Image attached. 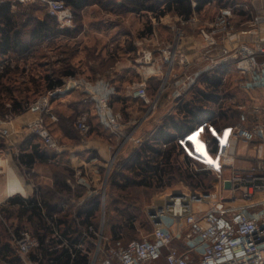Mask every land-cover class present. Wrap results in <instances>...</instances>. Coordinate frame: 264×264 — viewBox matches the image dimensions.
<instances>
[{
	"label": "built area",
	"instance_id": "obj_1",
	"mask_svg": "<svg viewBox=\"0 0 264 264\" xmlns=\"http://www.w3.org/2000/svg\"><path fill=\"white\" fill-rule=\"evenodd\" d=\"M7 4L13 7L19 5L42 8L47 15L57 20L60 28L76 27L75 13L64 0H0V46L1 10ZM197 5L198 2L193 0V7L196 8ZM262 7L263 9H258L259 15L254 23L239 31L234 26L236 6L220 8L216 17L208 25L201 27L197 35L188 33V48L183 47L182 38L178 37L160 50L161 60L169 64L170 68L178 64L188 67V93L203 77L225 68H233L241 76L239 87L246 94L257 90L264 93V4ZM181 18L187 20L185 17ZM190 22L199 23L196 19H188V23ZM155 52H142L139 63L143 69L145 66L150 69L140 71L141 80L128 88L129 96L141 100L149 109L157 108L148 96L147 85L149 79L152 76L158 77L160 71ZM0 57L3 56L0 54ZM10 63L8 58L0 59V69ZM73 90L83 91L93 104V108L82 112L75 122V127L82 136L87 137L91 132L93 116L113 138L123 143L131 142L135 149L140 148L142 138L134 136L135 128L140 125L139 121L133 122L132 126L136 127L130 130V123L125 122L122 114L111 107V100L115 95V87L111 81L102 78L91 82L77 74L31 105L26 112L31 116L23 124L18 123L23 115L13 114L8 105L5 116H0V139L5 141L9 155L16 153L18 146L30 137H37L52 154L64 153L65 149L58 136L50 129L47 117L53 122L58 121L51 113V101L60 93ZM232 135L234 144L229 140L221 145L217 152V162L208 166V170L218 173L217 188L206 192L167 194L163 204H153L149 208V221L153 227L142 238L125 243L121 238L106 237L104 213L101 209L100 226L83 227L80 239L82 242L76 246L78 251L88 257V264H264V108L255 105L252 110L244 111ZM239 141L255 146L251 166L240 168L232 165V162L222 164L225 159L235 161V143ZM112 166L113 163L108 162L103 168L110 170ZM223 166H230L228 176L222 175ZM2 172L0 164V175ZM87 176L86 168L76 167V181L73 185H85ZM226 182L232 183L231 189L225 187ZM17 194H9L5 199H0V207ZM92 197L88 193L77 202L70 203L74 207L72 211L78 223H81L78 218L79 209ZM101 202L104 205L105 199ZM70 204L63 203L61 211L52 217L44 212L51 227L52 238L60 241L61 246L67 247L69 242L62 236L58 220ZM8 232L10 242L23 262L40 264L39 261L30 259L32 252L41 247L40 239L25 229L8 228ZM88 241L92 243L91 248L85 247L84 243Z\"/></svg>",
	"mask_w": 264,
	"mask_h": 264
},
{
	"label": "rangeland",
	"instance_id": "obj_2",
	"mask_svg": "<svg viewBox=\"0 0 264 264\" xmlns=\"http://www.w3.org/2000/svg\"><path fill=\"white\" fill-rule=\"evenodd\" d=\"M98 1L100 3L97 5H90L85 8L86 21L88 24H93L98 23L97 21H102L103 18L106 17L107 25L118 27L116 31H122L123 34H117L119 36V41L116 40V38H118L117 36H113L114 47L119 48L121 45H126L128 47V45H131L133 41H137V37L144 32L145 42L141 49L143 51H156L154 56L159 59V63L157 64V67L160 68L159 75L158 77L152 76L147 85L148 96L151 102L156 104L157 108L145 111L143 114L144 116L149 118L154 115V119L152 118L150 120L151 122L149 121L150 123L148 122L144 127H142L138 135H134L136 138H142V145L146 141H150V144L156 145L154 140L157 139L160 128L164 124L170 123L172 119L181 120L182 115L179 114V109L184 107L190 97V95L188 96V67L186 68L178 64L170 68L169 64L164 63L161 60L160 55V50L164 49L169 44H172L178 37L182 38L183 47L188 48V19L185 20L180 18L177 14L169 13L164 16L163 19L161 18L158 20L155 18L154 13L152 14L146 12L141 14L140 17L130 16V19H128L125 18L124 14L131 12L133 7L129 0ZM227 1L230 0H212L211 4H202L201 9H199V17L203 20L212 21L216 17L220 8L224 7ZM242 1H245L248 4V7L252 10V12L250 13V10L245 12L243 8H239L238 10L235 9L234 26L238 31L243 28L250 27L259 15L258 9L260 7L263 9V5L259 2L256 4L254 2L255 0H238L239 3ZM10 7L15 13L16 22L20 25V27L22 26L23 30L25 24L28 23L29 19H31L30 17L34 16L43 18L47 16L44 9L36 6H34L36 8L31 9L29 7L19 5L16 7L10 5ZM91 12L93 13V17L91 16ZM78 20L79 18L77 17V21ZM26 32L27 31H25V33ZM123 36L125 38L121 40ZM119 49H121V47ZM118 57L120 59V55ZM111 61H113L115 65V61ZM176 63H178V60ZM139 66V71L150 69L149 66H145L144 69L141 65ZM27 67L29 69V66ZM225 69L220 70L224 72L221 73L222 85L208 87L206 82L202 86L203 90L215 94L216 99L214 102H203L205 108L203 112L206 117H203L199 123L198 121L195 122V131L185 140H188V146H186V149L184 151L177 150L174 152L173 159L176 171L173 174L174 177L172 178L171 185L165 186L162 189L127 187L123 190L117 188L114 186V181L117 180V182L119 181V183L124 186L127 185V181L115 178L114 171L122 167L123 161L120 159H123L125 156V154L120 155L117 159L118 152L116 153L115 151H113L115 153H113V156L111 157L110 162L113 163V166L110 170L102 168L103 170L100 169L97 172L96 169L91 170L89 168L88 176L85 182L86 184L80 186L81 189L79 192L84 194L83 196L91 193L93 195L92 199L95 198L100 202L105 199V202H103L104 205H102L101 202V207L97 214L101 218V209H103L106 237L115 239L114 229L117 228L121 239L125 243L142 238L147 235L153 227L149 221V208L153 204H163L167 194L175 192L188 193L191 191L206 192L217 188L218 173L216 171L208 170V166H213L218 160L214 153L215 146L218 145L219 149L221 145L228 143L229 140L232 144L234 141V135H232V133L239 125L241 115L244 111L248 112L252 110L255 105L264 107V93L262 91L257 90L251 94H246L239 87L241 76L235 71L231 70V72ZM97 70L102 72L104 69L98 67ZM79 74L85 77L83 73ZM100 75L105 76V74ZM102 78L105 77H101L100 79ZM131 79L132 84L140 81L141 76L137 78L133 75L131 76ZM197 86L198 85H196V87ZM196 87L194 89H196ZM111 107L114 111L116 110L112 105V100ZM240 107L242 109H239ZM87 110L90 111V109ZM6 113L7 111H0V116H5ZM117 113H121L124 121L130 123V128L132 130V123L138 121V118H132L131 115L126 118L122 111ZM79 114L80 113H78L77 116H79ZM77 118L78 117H76L75 122ZM143 122H145L144 119L143 121H140L139 124ZM171 131L173 133L177 132H174L173 130ZM77 132L78 131L75 127V132L70 130L69 134L73 137L81 138ZM90 134L91 132L88 136ZM99 135L106 139L113 138L105 131L99 132ZM220 137L221 140L225 142H222ZM161 141L163 149H170L173 146L171 142H167L163 139ZM235 146L237 152L235 161L225 159L222 164H229L232 162V165L242 168L243 165H248V161H243L246 159H243L242 156L244 154L253 156L255 146L253 144H245L243 141L235 143ZM9 156L5 141L0 139V163L3 170L0 175L1 200L5 199L7 195H9L7 182L10 177L9 174H11L9 173L10 171L16 174L22 185V177L25 179H32L33 176L30 172L26 171V169L19 166L15 154H13L12 160ZM186 156H188L191 160L189 161ZM6 159H9V162H6ZM229 167L223 166V176L229 175ZM63 172L64 175H69L70 170L66 168ZM63 172L61 173L62 175ZM193 174L199 175L198 177H193ZM74 180L76 181V178ZM29 183L31 182L29 181L28 184ZM24 188L25 187L23 185V190ZM21 195L24 196V194L21 193L15 196L21 197ZM84 244L87 248L92 247L91 241ZM0 264H4V262L0 261Z\"/></svg>",
	"mask_w": 264,
	"mask_h": 264
},
{
	"label": "trees",
	"instance_id": "obj_3",
	"mask_svg": "<svg viewBox=\"0 0 264 264\" xmlns=\"http://www.w3.org/2000/svg\"><path fill=\"white\" fill-rule=\"evenodd\" d=\"M69 5L74 13L75 18L79 12L90 5H97L98 0H64ZM132 7L131 12L147 11L154 13L158 19L166 16L169 13H174L179 16L191 17L193 14V0H129ZM198 7L201 9L202 4L207 5L212 0H196ZM110 4V2H109ZM227 1L224 6H229ZM36 8V7H29ZM162 8V9H161ZM26 16V15H25ZM28 23L25 24L24 30L22 26L16 22L15 13L11 10L9 4L4 5L1 10V33L2 41L0 46V54L3 57L10 59V64L0 69V111H8V105L13 114L22 115L27 112L31 105H33L40 97L39 94L42 89L41 83L37 79H32L28 72L27 64L23 58L32 52V46L29 42L34 39L49 36L55 29L60 26L55 18L47 15L46 17H30ZM48 28V29H46ZM60 29V28H59ZM25 31H27L25 33ZM30 37V38H28ZM17 55V56H16ZM11 57V58H10ZM15 57L16 60L13 59ZM22 58V59H20ZM13 59V60H12ZM223 71L215 72L201 82L196 87L194 92L190 95L188 102L182 109H179V114L182 115L181 120L172 119L170 123L164 124L154 141L156 145L150 144L146 141L140 148L135 149V154L129 162H123L120 169L115 170V178L118 180L127 181V185L120 184L119 181H114V186L125 190L127 187H142V188H159L171 185L173 174L176 171L173 155L175 151H184L188 146V138L194 131L195 122L205 117L203 110V102H214L216 95L202 89L204 83L208 87L214 85H222ZM62 77H72L79 73L72 70L59 71ZM224 73V72H223ZM26 74L27 78H26ZM32 79L29 81L28 79ZM29 82L26 83L25 80ZM207 80V81H206ZM45 86L49 91L55 90L64 84L63 78L54 79L51 76L45 78ZM31 83V86H28ZM44 86V85H43ZM30 91L33 94H30ZM93 108V107H92ZM91 108V109H92ZM90 109V110H91ZM89 111V110H87ZM84 112L81 111L80 114ZM79 114V115H80ZM49 125V124H48ZM54 133L53 129L49 125ZM93 129V126H92ZM173 130L176 133H173ZM92 132V130H91ZM79 133V132H77ZM81 138H85L80 133ZM171 142L173 146L170 149L162 148V141ZM149 140V139H148ZM31 143L33 153L19 156L15 154L17 160L32 167L35 164V156L42 157L51 153L48 151L43 143L37 137H30L26 143ZM34 141H39L34 143ZM153 141V140H151ZM185 141V143H184ZM33 142V143H32ZM218 142V141H217ZM190 144V143H189ZM19 148V146H18ZM20 149V148H19ZM218 152V145L215 146L214 153ZM52 154V153H51ZM190 161L191 159L186 156ZM199 174H193V177H198ZM59 188L62 190L61 198L58 201L52 202L47 200L46 196L36 193L35 196L25 199L17 196L11 199V202L21 205L18 216H25V221L19 224L17 230H28L37 236L41 241V247L32 252L30 259L32 261H39L40 264H88L89 260L86 255L76 248L82 241L83 227L94 225L100 226V217L97 214L101 207V202L95 198L88 201L82 208L79 209L78 218L81 223L77 222L73 215L74 207L70 204L73 198L80 199L84 194L79 190L74 196L70 191V187L66 182H60ZM47 201L50 204H47ZM68 202L69 208L65 213L59 216L58 225L62 236L69 242V246H61V242L52 238L51 227L44 215L48 217L54 216L61 211L63 203ZM99 225V226H98ZM5 236L0 237V261L4 264H25L19 257L17 249L11 244L8 228H5ZM115 239L121 238L117 228L114 229ZM61 246L60 248H57ZM75 255V257H73Z\"/></svg>",
	"mask_w": 264,
	"mask_h": 264
},
{
	"label": "crops",
	"instance_id": "obj_4",
	"mask_svg": "<svg viewBox=\"0 0 264 264\" xmlns=\"http://www.w3.org/2000/svg\"><path fill=\"white\" fill-rule=\"evenodd\" d=\"M228 2L230 5L234 4L237 10L239 8H243L245 12L250 10L245 1L239 3L238 0H230ZM254 2L256 4L258 2L261 3V5L264 4L262 0H255ZM208 4H211V2ZM196 8L193 9V14L191 17H188V19H196L199 23H188V33H194L197 35L200 31L199 29L208 25L211 20L201 19L199 17V10ZM145 12L152 13L147 11H137L128 12L124 14V16L125 18L130 19V16L140 17L141 14H144ZM249 12L251 13L252 10ZM92 14L93 13L91 12V16ZM77 17L79 20L77 21V18L75 19V28L62 29L59 27L60 29H55L49 36L34 39L29 42L32 46V52L25 58H20L26 62L27 66H29L28 72L31 75L30 77H32V79H37V82L42 85L41 92L36 94V96L42 97L47 94L46 92L48 89L45 86V78L47 76H51L53 79L54 77L57 79L63 78L64 82L70 78L68 76L62 77L59 71L62 72L65 70H72L76 73H83L89 81H97L101 77H109L108 79L115 87V95L112 97V105L116 109L115 111H122L126 118L130 115L132 118H138L139 122L144 119L145 122L140 124L141 127L140 125L137 128H135L136 125L133 127L135 128V135H138L141 128L144 127L152 118L154 119V115L149 118H146V116L143 115L146 110H149V107L144 102L134 99L128 94V88L132 82L131 76L134 75L137 78L141 76L139 71V60L143 52L141 48L144 45L145 33L142 32L137 37V41H133L131 45H128V47L126 45H121V49H119L120 47H114L113 36H117L118 38H116V40L119 41V36L117 34H123V32L116 31L118 27L107 25L106 17H104L102 21H97L98 23L88 24L86 21L85 9L79 12ZM179 17L181 18L182 16ZM124 38L125 37L123 36L121 40ZM119 55L120 59L118 57ZM4 58L6 57H0L2 60ZM13 59L16 60L15 57H13ZM111 60L115 61V65ZM98 67H101V69L104 70L100 72L97 70ZM225 70L235 71L233 68H226ZM100 74H105V76ZM27 75L28 74L25 75L26 78ZM208 76L209 75L203 77L197 85L199 86ZM32 79L29 78L28 80L31 81ZM28 80H25L26 83L29 82ZM28 86H31V83H28ZM194 90L195 89L189 92L188 96L191 95ZM30 94L33 93L30 91ZM92 107L93 104L88 99L87 95L81 90L62 92L51 101V113L58 118V121L53 122L49 117H47V123L53 129L54 134L58 136L65 151L61 154L49 153L42 155V157L35 156V164L32 167H29L18 160L19 166L26 169V171L30 172L33 176L32 179H25L22 177V182L25 187L23 190V185L16 174L9 170V173H11L9 175L15 180L16 185L19 187L16 194L23 192L24 196L21 195V197L29 199L38 193L42 196H46L49 201L51 199L54 203L61 198L60 196L62 190L59 188L60 182H66L68 184L70 191L73 194L72 196H74L77 190L81 188L78 184L76 186L73 185L75 183L74 172L76 167L86 168L87 171H89V168L91 170L102 169L104 164L111 161V157L115 152H118L117 159L120 155L125 154L123 159L120 160L123 162L131 161L133 155L135 154L134 145L131 142L123 143V141L118 139H106L101 137L99 132L105 131L108 134L110 133L107 132L93 116L91 118L93 129L88 137L83 139L80 137H73L69 134L70 130L75 132L74 122L76 117H78V113L91 109ZM22 115L23 116H21L18 120L19 124H23L31 116L27 113ZM37 142L39 141H34V143ZM19 148L16 153L10 154L9 157L11 160L13 154L22 156L33 153L30 141L27 143L24 141L19 145ZM217 154H215L216 157ZM242 157L243 159H246L243 161H248V165H243L242 168H248L251 166L253 163V160L251 159L252 156L244 154ZM66 168L70 170L69 175H64L63 170ZM62 172L63 175L61 174ZM29 181L31 183L28 184ZM15 197L16 196L10 197L9 200L3 203L0 207L1 238H3L6 234L5 228L17 229L18 225L25 221V216H18L21 205L11 202V199ZM78 200L79 199L77 198H73L70 203L73 201L77 202ZM49 201H47L48 205L51 202ZM159 264L165 263L161 262Z\"/></svg>",
	"mask_w": 264,
	"mask_h": 264
},
{
	"label": "bare ground",
	"instance_id": "obj_5",
	"mask_svg": "<svg viewBox=\"0 0 264 264\" xmlns=\"http://www.w3.org/2000/svg\"><path fill=\"white\" fill-rule=\"evenodd\" d=\"M231 139V138H230ZM19 187L16 185L15 180L10 176L7 182V190L10 195L16 194Z\"/></svg>",
	"mask_w": 264,
	"mask_h": 264
},
{
	"label": "water",
	"instance_id": "obj_6",
	"mask_svg": "<svg viewBox=\"0 0 264 264\" xmlns=\"http://www.w3.org/2000/svg\"><path fill=\"white\" fill-rule=\"evenodd\" d=\"M225 187H226L227 189H231V187H232V183H231V182H226ZM175 195H179V193H175Z\"/></svg>",
	"mask_w": 264,
	"mask_h": 264
}]
</instances>
